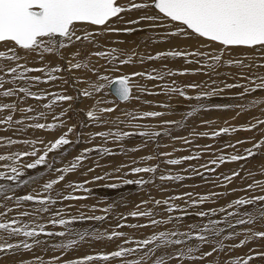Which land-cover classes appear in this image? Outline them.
<instances>
[{
	"label": "snow or ice",
	"instance_id": "1",
	"mask_svg": "<svg viewBox=\"0 0 264 264\" xmlns=\"http://www.w3.org/2000/svg\"><path fill=\"white\" fill-rule=\"evenodd\" d=\"M141 12L136 18H127L130 13ZM146 23L150 29H165L167 37H183L187 40H195L197 47L194 50H168L161 51L155 55L141 56L138 53L123 52L117 48H111L108 51L93 50L88 52L89 48H97V38L109 33H131L135 29L131 25H140ZM122 25V27H117ZM77 51L71 53L70 59L66 60L67 68L60 65L49 67L45 64L42 67L28 66L30 61L29 55H35L39 60L44 59L45 54H61V50L68 47L77 46ZM234 49H246L243 59L228 58L224 60L226 53H231ZM23 53L24 55H21ZM98 57L105 60L107 65H110V70L113 72L119 71V66L130 65L134 62V57H137L141 63L147 60H161L166 58H183L186 63L197 64L200 67L196 69H184L180 72L167 70L152 72H133L130 75H121L116 79H111L106 74H101L100 68L91 63L90 57ZM257 57L259 61L256 62ZM24 60V63L19 61ZM0 61L10 63H0V73H5L11 79L6 80L4 75H0V97L12 98L23 94L25 98H31L35 101L46 99L47 95H52L54 99L51 103L43 104L44 109H52L57 102L71 101L72 96L59 93H44L34 92L31 89L38 86L40 83H48L61 79L57 74L67 70L69 73L72 70L88 69L98 77V82L90 83L88 87L82 90L81 95L91 97L94 92H99L104 87H112L115 89L116 95L121 101H127L132 98V89L137 85L133 82L135 77H144L150 81H164L165 77L175 75L195 74L204 71L205 75L219 76L221 73L217 71L221 67H235L238 71L232 75L235 83H223V88L217 86L210 91H201L195 96H189L179 86L172 84L163 85V93L165 95L178 94L186 100L201 101L205 98H210L224 89H242L236 93V98L244 100L247 97H252L254 93L264 92V74L257 73L254 69L264 68V0H0ZM109 69H106V71ZM31 73H42L47 77L42 80L41 75H29ZM155 73V74H153ZM244 81V83H240ZM64 80V83H67ZM215 83V81H213ZM7 84L13 85L6 87ZM175 84V81H173ZM185 87L196 90L202 85L192 83ZM144 89H142L143 91ZM159 95L160 93H156ZM25 101L7 103L0 102V125H7L9 129L16 125L25 126L29 129L39 130H55L64 126V121L61 115L53 116L55 123H41V119H46L45 112H36L32 106L21 107ZM99 103V102H98ZM264 105V99L253 98L248 103L237 104L236 107L242 111L249 108ZM204 106L198 104L188 111L187 116L191 117L194 112L200 111ZM113 108H97L92 107L86 111V116L91 123H107L102 119L103 114L113 112ZM20 112L21 118L14 119V113ZM34 115H29L33 114ZM126 121L117 122V130L101 131L95 134V137L102 138L105 142L109 138H113L116 142L122 141L125 138L133 135L147 137L149 139L162 135L159 131L142 130L139 132L121 131L118 125L126 123L128 127L140 128V125L135 121L143 118H159L164 115L158 111H148L142 115L133 113H125ZM26 121H33L27 123ZM165 125H175L176 121H164ZM182 123V121L180 122ZM258 126H264V119H258L256 123H250L243 129L232 127H224L218 131L211 133H194L212 138L219 137L222 133L227 134L230 131L238 130L252 131ZM22 131L23 128L18 129ZM74 131V126L68 127L67 131L54 140L48 142L43 150L36 147L37 144H45V141L33 139L18 141L10 137H0V147H11L17 143L28 146L30 150L15 151L11 153L0 154V181H11L14 184L21 182V177L24 175L25 169H35L37 166H42L48 163L47 157L49 153L60 149L64 145H68L71 141L67 138ZM165 131L163 135H169ZM93 137V139L95 138ZM238 141L237 143H244ZM185 143L191 141L185 140ZM235 147V145H228ZM210 147V146H206ZM253 148L257 152L264 148V139L259 143H254L253 147L243 150V154H233L227 158L223 155L212 159L210 164L219 166L225 162H238L247 160L256 155ZM42 151V154H41ZM95 151L100 155L111 154L107 147L96 146L91 149H85L80 155L74 158L71 166L65 169H57L61 174L56 179H53L43 185L44 192L53 189L55 184L65 179V173L73 172L81 163L87 159L90 152ZM162 155H170L163 153ZM26 157L34 158L31 162L21 163ZM148 160L153 159L149 156ZM199 159V156H185L183 160ZM135 163V161L133 162ZM168 165H179L181 159H168L165 161ZM207 167V165H205ZM92 170V169H89ZM211 170V169H210ZM132 174H151L147 178L141 177L136 180H124L125 184H137L140 186L154 183L153 177L158 172L157 166H137L130 169ZM192 171L196 172L195 168ZM239 172H233L232 176H226L225 179L231 181L235 176H239ZM251 176V173H249ZM261 179H254V183L247 185L245 191H250L258 188L261 193H264V170L260 172ZM95 179H103L96 177ZM183 179L181 176L174 175H159L161 181H174ZM26 183V182H25ZM73 187V185H69ZM76 189L87 191L83 184L75 185ZM115 187V185H112ZM14 191L10 186L6 187L0 183V194ZM59 195V194H57ZM185 195L191 198V193ZM64 200L84 199L85 197L64 195ZM5 199L11 200V196H5ZM182 196H177L174 200H182ZM210 199V196H200L198 200H192L193 205L203 203ZM174 200L165 199L154 200L155 206H164V211L168 214L167 218L156 219L155 214L149 210L132 211L129 215L133 218L147 217L150 225H131L132 227L146 226H161L173 224L183 219V216L172 215L175 212L187 214L186 208H181L174 203ZM23 202H34L38 207L34 212H21L24 217L33 216L35 219L32 223H24L22 226L19 220L13 219L11 222H0V253H8L19 251L21 248L31 252L35 247L40 246L46 241L39 239L44 237H65L68 236L66 243H57L52 245L57 250H68L73 248L79 242L84 241L89 235L88 233L75 232L70 225L76 218L56 219L60 215L59 210L52 214L50 223L52 225L63 226L66 231H46L45 225L37 222L39 214L48 213L49 205L55 204L56 199L52 196L42 197L39 192L35 194H26L15 200L17 206ZM244 206H252V210L245 208L243 213H229V215L238 216L236 220L238 225H256L264 222V194L252 195L247 199H236L229 207L244 208ZM139 208V206H138ZM12 209H9L11 211ZM104 211H108L105 209ZM223 211V209H221ZM197 215L201 218L214 216V212H198ZM244 217H247L245 219ZM83 219H91L102 221L104 216L80 217ZM220 221L210 219L207 224L203 225H188L187 231H181L178 228H173L166 231L154 232L148 238L137 241L135 248H125L117 245L118 250H113L108 254L86 255L80 259H73L68 262H62L61 257H54L47 264H93L94 261H118L119 264H169V260H175L176 264H184L186 261H194L197 259L203 260L205 257L212 256L216 252H224L223 242L218 239L221 236V229L217 227ZM125 225H118L123 227ZM229 227L233 225L229 224ZM233 236L238 233L233 232ZM244 239L240 240L235 247H243L250 240L264 239V231L248 228L243 232ZM23 237L19 242H10L14 238ZM75 237V238H73ZM106 237L108 240L123 239L125 233L122 231H112L110 234H98L97 239ZM31 240V242H29ZM127 243V241H125ZM195 242V244H194ZM208 244L212 245L211 251L201 252V246ZM153 245V247H149ZM141 253L138 257L129 259L135 253ZM200 253L199 256L195 255ZM257 258H264V251H256L254 254H249L246 257L229 258L225 264H251ZM33 264H46L42 257L36 256Z\"/></svg>",
	"mask_w": 264,
	"mask_h": 264
},
{
	"label": "rangeland",
	"instance_id": "2",
	"mask_svg": "<svg viewBox=\"0 0 264 264\" xmlns=\"http://www.w3.org/2000/svg\"><path fill=\"white\" fill-rule=\"evenodd\" d=\"M117 27H122V25H117ZM165 31V29L156 30L146 27L143 31H137L138 35H136L135 39H132L134 44L139 42L138 45L130 46L131 40H127L125 42L127 47H119L118 49L128 53L135 52L145 57L155 55L158 53L157 47L163 48L161 46L166 45L169 39L172 38L167 37ZM121 34L125 33H109L103 36L116 39ZM143 34L146 36L141 37ZM155 37L158 38L155 39ZM119 45L124 44L117 40L110 47L109 44L104 46L109 47V50ZM172 45L173 42L171 45L166 46H170L169 49H171ZM77 47L78 45L63 49L60 55L45 54L43 60H39L35 55H29L28 60L30 63L28 66L42 67L47 64L51 67L60 65L66 69V60L71 58V53L77 51ZM166 49L168 50V47ZM150 50L153 51L150 52ZM239 50L242 53H237L233 50L235 53L225 55L224 60L231 57L243 59L247 50ZM88 52H91V48L88 49ZM21 55L24 54L21 53ZM137 59V57H134V61H137ZM90 60L97 67L105 65L104 68H100L101 74H106L113 80L119 77V74L124 75L127 72L126 68H121L122 66H119V71H111V66L107 65L102 58L93 56L90 57ZM171 61H176V63H181V65H177L175 62H166L164 59L150 61L145 58L143 63L139 62L138 59L140 69L137 72H152L153 69L157 71L167 69L180 72L184 69L191 70L200 67L197 64L186 63L183 58H176ZM256 62H261L258 57ZM0 63L10 62L0 61ZM19 63H24V60L19 61ZM106 69L109 70L106 71ZM217 71L221 75L210 77L209 75H205L204 71H200L195 74L165 77L164 81H150L144 77H135L133 82L137 86L132 89V98L125 102H119L111 95L109 87H104L101 91L94 92L92 96L95 95V98L81 95L82 90L90 83L98 82V77L88 69L72 70L71 73L65 70L57 74L61 79L49 81L48 83H40L31 89L38 93H59L73 97L71 101L57 102L50 110L44 109L43 104L51 103L54 99L52 95H47L46 99L42 101L25 98L23 94L12 98L0 97V102L13 103L24 100L25 102L20 105L21 107L32 106L36 109V112H45L47 118L41 119L39 121L41 123H55L57 121H54L52 117L61 114H63L61 115V119L64 121L63 127L52 131L29 129L21 125H16L14 128L9 129L7 125H0V137H10L18 141L43 140L45 144L36 145L37 148L43 150L48 142H54L56 138L67 131L68 127L74 126V131L67 137L71 143L49 153L47 164L37 166L35 169H25L24 175L21 177V182L18 185L11 181H0L6 187L10 186L14 189V191L0 194V222H11V220L16 219L20 221V224L17 226H22L24 223H32L35 217H24L20 213L25 211L34 212V209L38 205L34 202H23L17 206L15 200L23 195L39 192L42 197L52 196L56 199L55 204L49 205L50 211L48 213H42L38 216L37 222L44 224L46 231H66L63 226L58 224L52 225L49 222L52 214L59 210L60 215H57L55 217L56 219L64 218L71 220L75 217L76 220L70 227L75 232L89 234L84 241L79 242L68 250H57L52 247V245L57 243H66L69 238L68 236L48 238L42 235L39 239L46 241V243L35 247L31 252L21 248L19 251L0 253V264H33L36 256L42 257L46 264L57 256L62 258V262H68L73 259L83 258L86 255L111 253L113 250H118L117 245L125 248H135L137 241L148 238L154 232L158 233L159 231H166L173 228L187 231L188 225L184 224V221L187 220L189 221V225L207 224L210 219L220 221L217 227L222 231L218 239L223 242L225 251L213 253L212 256L205 257L203 260L186 261L184 264H225L229 258L246 257L249 254H254L256 251H264V239L250 240L243 247H235V245L239 244L240 240L244 239L243 232L246 229L253 228L254 230L264 231V222L257 223L254 226L238 225L236 224V220L239 217L233 215L236 217V220L230 223L233 227L225 224V218L229 212L243 213L247 207L248 210H252V206H244V208L239 209L229 207L236 200V197L237 199H247L252 195L264 194L258 188L245 191L248 184L254 183L253 177L256 179L262 178L260 172L264 170V148L258 152L253 148V152L257 154L247 160L225 162L219 166L210 164L212 159L221 155L227 158L233 154H241L244 149L253 147L254 143H259L261 139H264V126H258L252 131H230L227 134L222 133L216 138H212L211 135L204 137L194 134L211 133L224 127H228L229 129L232 127L243 129L250 123H256L258 119H264V105L249 108L246 111H242L236 107L237 104L248 103L253 98L264 99V92L254 93L252 97L240 100L236 98V93L242 91V89H224L222 92L201 101L186 100L178 94L165 95L163 93V85L165 84H172L174 87L179 86L187 95L195 96L201 91H210L217 86L223 88L221 81L226 83L236 82L231 78L238 71L235 67L225 66L218 68ZM254 71L264 74V68H257ZM0 75H4L6 80L11 79L5 73H0ZM29 75H41L42 80L47 79L42 73H31ZM64 80L68 82L64 83ZM173 81H175V84H173ZM192 83L200 84L202 87L196 90L185 87ZM240 83H244V81H240ZM12 86L11 84L6 85V87ZM142 89L144 90L142 91ZM156 93L160 94L157 95ZM104 99H106V102H104ZM198 104H202L204 107L200 111L194 112L191 117H188V111ZM92 107L113 108L114 111L103 114L102 119L107 121V123L96 124L89 122L86 116V111ZM148 111H158L164 113V115L159 118H143L135 121V123L140 125V128H131L126 123H120L118 125L119 130L130 132L154 130L162 133L159 137L149 139L147 137L133 135L119 142H116L113 138H109L105 142L102 138L95 137V134L101 131H108L109 129L113 131L117 130V122L127 120V117L124 115L125 113H133L139 116ZM13 115L14 119L21 118L20 112H16ZM29 115H34V113ZM164 121H176L177 124L165 125L163 123ZM181 121L182 123H180ZM32 122L26 121V124ZM21 128L23 130L19 131L18 129ZM165 131H168L170 134L163 135ZM93 137L95 138L93 139ZM185 140L191 141V143H185ZM238 141L245 142L237 143ZM230 144L235 145V147H229L228 145ZM96 146L109 148L111 154L100 155L95 151L90 152L87 159L73 172L64 174L65 179L63 181L55 184L52 190L44 192L43 185L56 179L61 174L57 169L70 167L76 156L84 152L85 149H91ZM22 150L30 149L26 145L17 143L11 147H0V154ZM163 153H170V155H162ZM243 154L246 155V153ZM149 156L153 157V159L148 160L147 158ZM185 156H199V159L183 160ZM33 159L32 157H26L21 163L31 162ZM168 159H181L182 163L179 165H168L165 163ZM134 161L135 163H133ZM157 165L158 172L153 177L154 183L140 186L137 184H125L123 182L126 179L136 180L141 177L147 178L151 175L132 174L130 171L132 167ZM193 168L197 171H192ZM233 172H239L240 175L235 176L231 181L226 180L225 177L232 176ZM249 173H251V176ZM161 174L181 176L183 179L161 181L159 180V175ZM98 176L103 177V179H95ZM80 184H83L87 191L74 187ZM69 185H73V187H69ZM112 185H115V187H112ZM186 193H191V198L185 195ZM64 195L85 198L64 200L62 198ZM5 196H11L12 199L7 200ZM177 196H182L183 199L174 200ZM200 196H210V199L205 200L203 203L193 205L191 201L198 200ZM165 199L174 200L175 204L187 209L186 215L181 212L172 214L174 216H183L182 220L158 227L131 226L134 224L150 225L147 217H131L129 213L132 211L149 210L158 214L155 217L156 219L167 218L168 214L164 211V206L157 207L152 203L154 200L163 201ZM9 209L12 210L9 211ZM105 209H108V211H104ZM201 211L214 212L215 215L201 218L197 215ZM81 216H104L105 219L102 221L91 219L81 220ZM244 218L247 219V217ZM118 225L125 226L118 227ZM112 231L124 232L125 238L114 240H108L106 237L96 238L98 234H110ZM233 232L238 233V235L233 236ZM21 239L24 238H14L10 242L16 243ZM149 247H153V245ZM211 248L212 245L205 244L201 246V252H209ZM140 254L137 252L134 256L129 257V259L136 258ZM195 255L199 256L200 253H196ZM93 264H119V262L94 261ZM169 264H176V261L169 260ZM251 264H264V258H257Z\"/></svg>",
	"mask_w": 264,
	"mask_h": 264
},
{
	"label": "bare ground",
	"instance_id": "3",
	"mask_svg": "<svg viewBox=\"0 0 264 264\" xmlns=\"http://www.w3.org/2000/svg\"><path fill=\"white\" fill-rule=\"evenodd\" d=\"M138 15H141V12H133L131 14L128 15V18H136ZM145 24V25H144ZM144 25V26H143ZM130 27L134 28L135 30L132 31L131 33H125V34H121L120 36H118L116 39H113V38H110V37H106V36H103V37H100V38H97L98 40V47L93 49L91 48V51L93 50H102V51H108V48L113 45L117 40L118 42L124 44V45H119V46H116L114 48H119V47H127L126 46V41L127 40H131L130 41V46H133V45H138L139 42H137L136 44H134V42H132V39H135L136 38V35H138L137 31H143L144 28L147 27V24L146 23H142L140 25H131ZM156 30H161V29H156ZM157 33V32H156ZM146 35L143 34L141 37H145ZM159 37V36H158ZM158 37H155V39H157ZM181 39V40H180ZM178 40H180L179 42H177ZM132 42V43H131ZM173 42V45L171 46V49H169L170 46H166V45H171ZM177 42V43H175ZM106 44H109V47H105L104 45ZM166 45H162L161 47L163 48H160V47H157L158 48V52H161V51H168V50H180V49H186V50H194L196 47H197V43L195 40H187V39H184L183 37H172L171 39H169V41L167 42ZM166 47H168V50L166 49ZM153 50H150V52H152ZM234 51H236L237 53H242L241 50L239 49H234ZM240 51V52H239ZM231 53H235V52H231ZM227 54H230V53H226L225 55ZM172 58H166L164 59V61H169L170 63L171 62H175L176 61H171ZM140 62V61H139ZM138 62V59L137 61H134L132 64L130 65H122L121 68H126L127 72L124 74V75H130L131 73L133 72H137L140 68H139V65L140 63ZM179 62V61H178ZM177 65L181 63H176ZM157 66V65H156ZM143 71V70H142ZM120 76L123 75V74H119ZM117 75V76H119ZM89 76V74H88ZM94 76V75H93ZM90 79V78H89ZM135 79V78H134ZM202 80V78H201ZM96 81V79H95ZM97 82V81H96ZM95 83V82H94ZM88 87V86H87ZM110 92V91H109ZM99 95V94H98ZM97 95V96H98ZM112 95V94H111ZM93 98H95V95L92 96ZM102 100V99H101ZM99 101H97L98 103ZM102 102V101H100ZM104 102H106V99H104ZM125 102V101H124ZM94 103V102H93ZM167 104V103H166ZM237 199V197H236ZM175 203V202H174ZM246 207V206H245ZM248 208V207H247ZM239 209V208H238ZM230 213V212H229ZM155 214V213H154ZM174 214V213H173ZM158 214H155V217H157ZM160 216V214H159ZM226 220V223L225 224H230L231 222H234L236 220V217H234L233 215H229L226 216L225 218ZM199 222V221H198ZM182 223V222H181ZM184 224L185 225H189V221H184Z\"/></svg>",
	"mask_w": 264,
	"mask_h": 264
},
{
	"label": "water",
	"instance_id": "4",
	"mask_svg": "<svg viewBox=\"0 0 264 264\" xmlns=\"http://www.w3.org/2000/svg\"><path fill=\"white\" fill-rule=\"evenodd\" d=\"M109 91H110V93L119 101V102H124V101H121L120 99H119V97L116 95V93H115V89L114 88H112V87H109Z\"/></svg>",
	"mask_w": 264,
	"mask_h": 264
}]
</instances>
